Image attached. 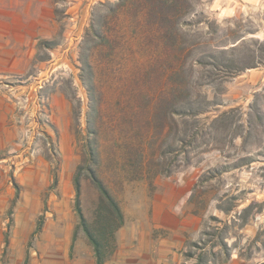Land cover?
<instances>
[{
	"label": "rangeland",
	"instance_id": "rangeland-1",
	"mask_svg": "<svg viewBox=\"0 0 264 264\" xmlns=\"http://www.w3.org/2000/svg\"><path fill=\"white\" fill-rule=\"evenodd\" d=\"M117 2L0 0V98L9 104L7 117L0 111V264L60 261L48 224H78L71 261L77 240L95 252L80 226L74 183L93 106L97 171L125 224H201L186 247L208 226L230 224L228 242L239 246L233 255L260 236L250 262L262 263L264 0H195L169 29L149 20L144 0L107 14L104 5ZM97 14L107 18L103 43L88 38ZM221 50L228 51L215 63L199 62ZM184 102L196 115L176 111ZM99 199L84 173L81 205L91 223ZM215 252L223 257L220 247Z\"/></svg>",
	"mask_w": 264,
	"mask_h": 264
},
{
	"label": "trees",
	"instance_id": "trees-1",
	"mask_svg": "<svg viewBox=\"0 0 264 264\" xmlns=\"http://www.w3.org/2000/svg\"><path fill=\"white\" fill-rule=\"evenodd\" d=\"M194 2L195 0H144L143 10H146L149 20H153V22H155L160 28H174L176 24H179V21H181L180 19L182 17L193 12L195 5ZM125 3L126 0H118L117 4L108 3L104 5V7L107 8V14L112 16L115 15L116 12L125 5ZM106 19V16H103L102 14L93 15L91 29L88 32V38L97 41V43H103L106 41L107 36L104 32ZM166 36H168L167 38H173V36L168 34V32H166ZM237 46L232 47V51H235ZM260 47V54L262 55L260 60L261 62H264V41L260 43ZM226 51L228 50H221V52L205 54L203 58L199 60V62L204 63L203 60L205 61L207 59L215 63L218 56H223L226 54ZM82 61L86 67V71L87 67L88 69H91L86 52L82 54ZM88 78H90V80H88V91L91 92L93 91V86H91V74H89ZM171 107L174 109L176 106L172 104ZM183 108L184 111H187L188 113L195 115L197 113L191 102H184L181 106H177L175 109L177 112H180L183 110ZM96 115L97 108L93 106L88 116L89 139L85 147L86 157L84 159V163L78 168L74 183L76 188V212L80 217V226L83 228L94 248L97 264H105L116 249V233L125 225L126 216L123 212L120 202L112 194L110 188L100 177L97 171V168L100 166L101 162V152L99 144V132L93 126V118H95ZM148 170H150V168ZM84 173L88 174L92 183L100 193L96 216L92 223L89 222L85 217L81 205L82 177ZM211 179L212 176L209 178H202L200 183L196 185V188L199 186H204L206 183L210 182ZM16 187L18 186L16 185ZM249 209L250 207L245 209V211H248ZM220 210L226 214H229L231 211V209L225 210L222 208H220ZM42 224L43 222L40 221L37 232L41 231ZM220 225L221 226H215L213 228L208 226V231L206 230L202 233V238L199 241L190 242L187 247L188 250L184 252L185 259H195V264H223L229 262L232 259L233 252L237 250L239 246L238 244L230 245L228 242V235L230 234L229 229L231 225ZM246 225L247 224H243L242 228H244ZM259 239L260 236L252 242H249L248 247L246 248V253L242 252L241 249L239 256L242 259L251 261L254 258V250L256 245L260 242ZM217 247L221 248V254H223V257L215 252ZM194 249L199 250V254H196ZM260 264H264V261Z\"/></svg>",
	"mask_w": 264,
	"mask_h": 264
},
{
	"label": "crops",
	"instance_id": "crops-1",
	"mask_svg": "<svg viewBox=\"0 0 264 264\" xmlns=\"http://www.w3.org/2000/svg\"><path fill=\"white\" fill-rule=\"evenodd\" d=\"M1 68L0 63V72ZM3 69L9 70V66H4ZM4 109L7 117L9 104L0 98V111ZM48 226L45 232L49 244L53 245V251L61 257L60 261L54 264H97L95 252L86 247L83 240H80V243L76 241V257L74 261L70 260V243L78 224ZM50 228L53 229L51 234L48 231ZM200 231L201 224H125L116 233V251L105 264H183L186 262L183 254L187 248L186 235ZM223 264L251 262L233 255L229 262Z\"/></svg>",
	"mask_w": 264,
	"mask_h": 264
}]
</instances>
